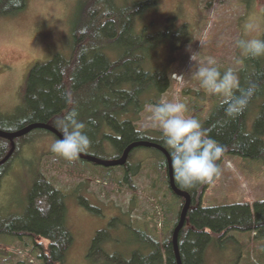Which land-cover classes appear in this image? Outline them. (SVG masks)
<instances>
[{"label":"rangeland","instance_id":"rangeland-1","mask_svg":"<svg viewBox=\"0 0 264 264\" xmlns=\"http://www.w3.org/2000/svg\"><path fill=\"white\" fill-rule=\"evenodd\" d=\"M80 1L27 0L23 10L0 15L1 130L15 131L31 124L27 120L36 114L24 97L27 74L36 64H45L56 54L65 59L69 57L72 21ZM138 1L141 0H118L117 3L131 5ZM263 5V0H158L156 9L135 21L138 32L143 25L152 33L168 28L173 32L169 39L179 46L173 49L159 46L158 52L145 60L147 69H167L169 86L157 102H183L188 109L186 116L200 123L204 121L223 97L201 88L193 76L196 67L214 60L221 71L231 68L237 74L245 56L236 41L241 37L262 38ZM249 21L257 27L244 36L243 25ZM109 50L112 59H117L122 52L118 47ZM181 75L183 78L178 77ZM153 106H143L136 124L140 130L161 133L152 116ZM86 125L91 146L84 153L102 159L114 158L115 148L99 140V124ZM147 136L157 138L151 133ZM55 140L52 133L34 130L3 169L1 220H10L25 212L33 183L42 174L64 196L65 221L72 244L63 264H90L86 255L100 230L108 231L116 241V244L110 240L104 243L108 253L129 255L137 245L134 234L124 226L132 224L156 236L172 228L174 215L180 211L182 202L170 193L157 167V161L162 159L157 151L147 147L134 149L127 162L135 172L129 186L120 181L122 167H113L112 173H106L105 167L79 158L70 162L50 150ZM218 167L219 177H214L203 190L202 206L242 202L251 205L264 201V160L225 156ZM114 218L118 221L111 225ZM36 241L44 247L47 244L40 238ZM32 246L33 241L26 236L19 239L1 235L0 264H44L30 253ZM203 264H264V232L255 236L249 232L229 231L222 240L213 239L205 250Z\"/></svg>","mask_w":264,"mask_h":264},{"label":"trees","instance_id":"trees-1","mask_svg":"<svg viewBox=\"0 0 264 264\" xmlns=\"http://www.w3.org/2000/svg\"><path fill=\"white\" fill-rule=\"evenodd\" d=\"M117 1H80L72 21L69 57L65 59L56 54L51 61L36 64L27 74L24 97L32 112L37 115L27 120V123H47L61 132L57 122L75 108L81 121L96 126L99 124V140L115 148L117 155L114 158L120 156L129 143L139 140L161 145L171 157L162 134L140 130L136 121L143 106L158 104L157 98L169 86L167 69H147L146 58L158 52V48H161L159 46L164 45L168 49L179 46L169 39L173 32H169L168 28L156 33L148 32L147 25H143L139 32L135 29V21L142 19L149 10L156 9L158 0H141L131 5H120ZM26 2L0 0V15L17 13L24 9ZM112 47L122 50L117 59H112L109 54ZM237 74L242 89H247L250 84L256 85L246 108L240 114L229 117L225 112L226 105L221 101L201 122L208 136L224 147L217 161L218 166L225 156L264 160V57H244ZM235 94L240 95V92L236 91ZM68 97L71 103L67 102ZM33 131L14 140V152L0 164V176L18 154L22 141ZM149 133L157 138H149ZM153 149L162 156L157 161V167L168 185L166 159L161 151ZM9 150L10 142L0 138V160ZM133 151L129 153L127 162ZM93 156L98 157L95 154ZM127 162L122 166L120 181L130 186L135 172ZM103 171L112 173L114 168L108 167ZM211 181L199 183L192 189H185L175 181V185L191 197L186 221L178 236L181 264H203L207 246L213 239L222 240L229 231L249 232L255 236L264 232V201L251 205L242 202L202 206L201 195ZM169 190L175 195L170 187ZM178 198L183 204V199ZM65 214L62 192L39 174L30 190L25 212L10 220L0 219V236L10 235L19 239L26 236L33 241L30 251L33 256L41 259L44 264H63L72 244ZM178 214L176 212L174 215L172 228L161 236L132 224L124 226L134 234L137 245L129 255L108 253L103 247L104 243L110 240L116 244V241L108 231L100 230L92 239L86 259L90 264H177L171 234ZM115 220L118 221L114 218L111 225ZM39 238L47 242L45 247L36 241Z\"/></svg>","mask_w":264,"mask_h":264},{"label":"clouds","instance_id":"clouds-1","mask_svg":"<svg viewBox=\"0 0 264 264\" xmlns=\"http://www.w3.org/2000/svg\"><path fill=\"white\" fill-rule=\"evenodd\" d=\"M256 27L254 23L246 22L243 25L244 36L255 31ZM236 44L245 57H264V38L241 37ZM193 76L199 81L201 88L223 97L222 103L226 105L225 112L229 117L240 114L246 108L256 88L255 84H250L247 89H242L238 75L231 68L221 71L214 60L197 66ZM178 77L183 78L182 75ZM236 91L240 95H236ZM67 102H72L70 97ZM187 111L183 102L162 101L153 106L152 116L158 122L170 151L175 181L185 189H192L199 183L219 177L217 161L222 156L224 147L208 136L200 121L186 116ZM78 116V111L73 108L57 122L63 136L50 145L53 153L70 162L77 160L91 146L86 132L87 125Z\"/></svg>","mask_w":264,"mask_h":264},{"label":"water","instance_id":"water-1","mask_svg":"<svg viewBox=\"0 0 264 264\" xmlns=\"http://www.w3.org/2000/svg\"><path fill=\"white\" fill-rule=\"evenodd\" d=\"M35 129H43V130L49 131L52 134H54L58 139H61L63 136V134H61V132H59L53 126H51L47 123H41V122L28 124L27 126H24V127L20 128L18 130H15V131H4V130L0 129V138L8 140L10 142V150L8 151L6 156L0 160V164H3L6 160H8L9 157L14 152V149H15L14 140L16 138H19V137H22V136L28 134L29 132H31L32 130H35ZM137 147L155 148V149L162 152V154L164 155L166 162H167L168 185H169L171 191L176 196L183 199V204H182V207H181L179 214H178V220H177L175 226L173 227L172 234H171V243H172L173 250L175 253L176 263L181 264V260H180V256H179V250H178V236H179L180 230L182 229L183 225L185 224L187 213H188V210H189L190 204H191V197L186 191L179 189L175 185V181H174V177H173V169H172V164H171V157H170L168 151L164 147H162L161 145H159L155 142L148 141V140H139V141H134V142L129 143L123 149L120 156H118L116 158L102 159V158H98V157H95V156L90 155V154L81 153L79 156V159H82V160H85V161H88V162H91V163H94V164H97V165H100V166L106 167V168L117 167V166L122 167V166L126 165L129 153Z\"/></svg>","mask_w":264,"mask_h":264},{"label":"bare ground","instance_id":"bare-ground-1","mask_svg":"<svg viewBox=\"0 0 264 264\" xmlns=\"http://www.w3.org/2000/svg\"><path fill=\"white\" fill-rule=\"evenodd\" d=\"M26 233V232H25Z\"/></svg>","mask_w":264,"mask_h":264}]
</instances>
